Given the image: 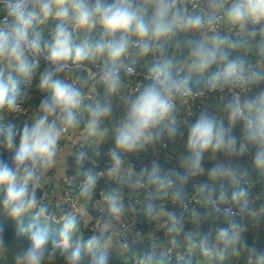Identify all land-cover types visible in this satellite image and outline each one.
<instances>
[{"label": "clouds", "instance_id": "1", "mask_svg": "<svg viewBox=\"0 0 264 264\" xmlns=\"http://www.w3.org/2000/svg\"><path fill=\"white\" fill-rule=\"evenodd\" d=\"M53 172L82 178L59 218ZM0 216V264H264V0H0Z\"/></svg>", "mask_w": 264, "mask_h": 264}, {"label": "trees", "instance_id": "2", "mask_svg": "<svg viewBox=\"0 0 264 264\" xmlns=\"http://www.w3.org/2000/svg\"><path fill=\"white\" fill-rule=\"evenodd\" d=\"M44 35H45V38H48V33L47 32H45ZM137 67H138V69L144 71L142 63L140 65H138ZM193 79L195 80V77ZM36 102L38 103V100ZM111 142L112 141L109 140L106 144L101 146V151H102V153H104L103 155H101L98 158L100 163H101V165L107 160L106 151H107V147L109 146V144H111ZM179 147L183 148V151H184V147H183L182 143H180ZM157 151H158V154L154 155L153 152H155V151L150 149L148 151V153L144 154V156L142 155L141 157L136 158L134 162L139 167L140 164H141V160L142 159H143L142 160L143 163H148L152 159H159L161 161L162 165H164V167H166V168H172V167L179 168L178 160L175 161V159H174L176 157V155L174 154L173 147H172L171 144L169 145V147L167 149H158ZM5 155H7V153H5ZM204 163H205L206 167H211V161H208L207 159H205ZM70 175H73V174L70 172ZM251 178L257 179V173L254 170L251 172ZM80 179H82V178L76 177V181L73 184V188H75L74 194L78 191V187L77 186H78V184L80 182ZM199 179L203 180L204 178L201 177ZM100 186L101 187L104 186V181L103 180H101ZM256 188L258 189V191H260L261 190V185L257 184ZM193 192H194V188H193V190H189L188 191L189 194H191ZM98 195H99V193H98ZM78 202L80 203V205L82 204V201L78 200ZM45 203L50 204V207H51L53 213L56 214L58 217L61 214V212H64V211L69 212L66 209V207L61 208V210H57V208L53 205L51 199L50 200H46ZM169 209L171 210L172 206L169 205ZM90 212H91V206H90ZM93 215L96 216L98 214L93 212ZM30 219H31V214H29V216L25 218V224H27ZM0 220H3L2 216H0ZM92 223H94V221H90L89 223H85V222L82 221V229H84L85 232L88 233V234H91L90 233V229L93 227ZM218 223L220 224V226H223V222L222 221L218 222ZM210 224H211V222H209V224H205L203 227L205 229H207L210 226ZM61 226L62 225L59 224V223H53L51 225L52 234L54 236H56L57 238H59L58 233H59V230H60ZM149 227L150 226L146 222H144V220H143L142 224L138 225V229H141L142 231H145V232H147ZM6 236H7V238L10 241L16 240V239H19V240H25L26 239V237L21 236V235H19L17 233L16 226L11 221H7ZM246 236H247V239H248V242H249L250 245L255 243L258 247H264V230H258V231L250 232V233L246 234ZM147 243H148L147 240H143L142 242L134 244L133 245V251H140V250L144 249L146 247ZM198 259H199L198 257H194L193 258V264H198ZM111 260H112V264H125V262L123 261L122 258H120L118 256H115V255H113ZM128 264H131V262L129 261ZM211 264H220V262L214 260V261L211 262ZM224 264H236V262H228V261H226V262H224ZM238 264H246V262L244 260H241V261L238 262Z\"/></svg>", "mask_w": 264, "mask_h": 264}, {"label": "built area", "instance_id": "3", "mask_svg": "<svg viewBox=\"0 0 264 264\" xmlns=\"http://www.w3.org/2000/svg\"><path fill=\"white\" fill-rule=\"evenodd\" d=\"M40 66H41V68H43V66H44V61L43 60H41ZM137 72L143 73V71L138 69V68H137ZM139 79H142V75H139V76H136V77L132 78L131 88L135 87L136 81L139 80ZM22 87H23V85H22ZM199 106H200L199 102H197L196 108H199ZM195 110L196 109L194 108L193 111H195ZM185 115H186V113H185ZM69 177L72 178V175L69 174ZM251 179L255 180L253 178H251ZM75 181H76V178H73L72 181L70 179L69 183H72L71 185L66 184L65 182H63V189H64V193H65V207H66V209L69 212L74 211L76 208L80 207V203L78 202V200H77V198L75 197V194H74L75 188H73V184H74ZM52 188H53L52 184L48 183V184L45 185V187L43 189L42 194L44 192H47V194H48L47 200H50L51 197H52ZM254 191H258V189L255 187ZM140 198L142 199L143 197L141 196ZM57 218H59V217L57 216ZM133 220H135V229L142 231L141 229H138V225L143 223V220H144L143 217L141 215L137 214L133 218ZM131 222H132V220L131 221L129 220V223H131ZM175 255L176 254L174 253L173 256H172V259H171V263L172 264H182V262H178L176 260V256Z\"/></svg>", "mask_w": 264, "mask_h": 264}, {"label": "crops", "instance_id": "4", "mask_svg": "<svg viewBox=\"0 0 264 264\" xmlns=\"http://www.w3.org/2000/svg\"><path fill=\"white\" fill-rule=\"evenodd\" d=\"M141 63L143 64L144 62H141ZM125 91L126 92H131V87L127 88ZM210 103L215 105V103H217V101L216 100H212V101H210ZM210 110H212V109H210ZM21 119H23V117ZM179 146H180L179 142L177 144H175V145H172L174 154L176 156H177V154L179 152H183V148H181ZM153 154L157 155L158 151L153 152ZM174 159H175V161L177 160L176 157ZM69 163H72L71 159H70ZM70 172H69V174H70ZM46 179L49 180V183H51L52 186H53V188H52V197H51V201H52L53 205L56 207V205L59 204V202L64 201V203L61 205L60 208L56 207L57 210H61V208L65 207V193H64V189H63V182L64 181L63 180L57 181V179L55 177V172L50 173V176L47 177ZM126 200H127V198H126ZM93 212H95V211H93ZM93 212L91 211L90 214L93 215ZM95 213H97V212H95ZM133 218L134 217H129V220L131 221V220H133ZM187 227L191 228L192 225L189 224V225H187ZM157 235L162 237L163 236V232H159V233H157Z\"/></svg>", "mask_w": 264, "mask_h": 264}, {"label": "water", "instance_id": "5", "mask_svg": "<svg viewBox=\"0 0 264 264\" xmlns=\"http://www.w3.org/2000/svg\"><path fill=\"white\" fill-rule=\"evenodd\" d=\"M189 190H193L191 183L189 184L187 191H189ZM42 192H43V189L40 190L39 194L42 195Z\"/></svg>", "mask_w": 264, "mask_h": 264}]
</instances>
